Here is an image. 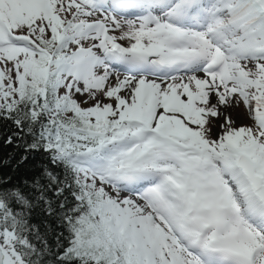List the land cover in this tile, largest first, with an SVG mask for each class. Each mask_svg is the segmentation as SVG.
Wrapping results in <instances>:
<instances>
[{
  "label": "snow or ice",
  "instance_id": "6c2138e0",
  "mask_svg": "<svg viewBox=\"0 0 264 264\" xmlns=\"http://www.w3.org/2000/svg\"><path fill=\"white\" fill-rule=\"evenodd\" d=\"M0 264H264V0H0Z\"/></svg>",
  "mask_w": 264,
  "mask_h": 264
}]
</instances>
